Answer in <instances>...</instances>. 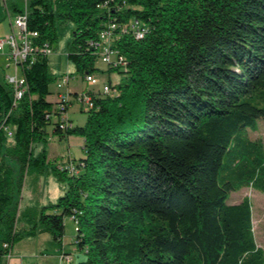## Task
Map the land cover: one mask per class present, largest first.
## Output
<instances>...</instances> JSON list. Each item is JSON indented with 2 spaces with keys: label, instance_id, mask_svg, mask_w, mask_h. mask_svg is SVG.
Listing matches in <instances>:
<instances>
[{
  "label": "trees",
  "instance_id": "trees-1",
  "mask_svg": "<svg viewBox=\"0 0 264 264\" xmlns=\"http://www.w3.org/2000/svg\"><path fill=\"white\" fill-rule=\"evenodd\" d=\"M12 8L39 36L15 108L11 85L0 82V264L25 239L49 234L62 244L66 217L77 227L79 264H264L250 199L228 204L243 190L264 195V143L250 135L264 120V0H28ZM66 24L76 75L98 73L106 32L116 57L107 72L121 74L104 84L109 93H87L82 127L64 120L75 103L48 100L60 79L44 50L53 53ZM50 126L53 136L83 138L84 156L72 160L73 173L51 167L68 185L56 204L21 212L26 176L52 165Z\"/></svg>",
  "mask_w": 264,
  "mask_h": 264
},
{
  "label": "rangeland",
  "instance_id": "rangeland-1",
  "mask_svg": "<svg viewBox=\"0 0 264 264\" xmlns=\"http://www.w3.org/2000/svg\"><path fill=\"white\" fill-rule=\"evenodd\" d=\"M28 0H0V33L8 31L7 37L11 34V23H13L17 17H19V12L15 11L12 7L16 6L19 10H24L26 8ZM9 12L7 11V7ZM73 25L66 24L60 29V39L59 42L54 46L53 53L49 56V67L50 72L59 77H69L73 75L70 80V84L67 87L69 93H89L101 90L103 85L108 82L116 84L121 79V74L119 73H109L107 72V65L103 64L101 61L96 63V67L99 69L98 73L94 75L98 80V86L91 87L85 81L84 77L81 75H76V69L72 62L68 59V51L70 48V43L72 41ZM2 37L5 39L7 37ZM0 39V40H1ZM5 55L0 52V60L3 61V65L6 64L5 59L2 57ZM2 64V62H0ZM4 71L0 70V78L4 81V77H16V72L14 66L6 69ZM22 77V73L19 72L18 75ZM58 83V82H57ZM57 83L50 87L52 92L58 90ZM60 92V91H59ZM59 94V93H58ZM49 101L55 102V94L49 96ZM88 109L84 108L87 112ZM81 110V107L74 104L71 106L69 116L74 123V126L82 127L87 121V113ZM49 141L46 146L48 159L52 165L45 171L42 175L30 174L26 176L22 193L19 197L20 211L24 212L26 210L34 211L36 208H42L50 204H56L58 200L63 197L67 190V183L61 181L58 176H56L51 167L55 164H62V167L71 160H79L84 156V152L81 148L83 138L81 137H69L60 138L58 136L52 135V127H48ZM250 135L252 139H260L264 143V120H259L256 132L250 130ZM43 145H37L35 147V154L37 155L42 149ZM5 155V151H4ZM9 163L15 165L10 159ZM244 198H249L252 203L253 217H254V229L256 241L259 247L264 249V195L256 190L247 189L241 192L232 193L229 197L228 204L240 203ZM65 225V237L62 244H57L54 242L49 234L40 235L36 238L25 239L21 242L15 244L13 248V256L25 257L27 262L33 263L37 261L38 264H79L84 259V254L78 251V246L76 245L77 227L71 218L66 217L64 219ZM70 255L73 258L72 263H67L66 260L62 259V255Z\"/></svg>",
  "mask_w": 264,
  "mask_h": 264
},
{
  "label": "built area",
  "instance_id": "built-area-1",
  "mask_svg": "<svg viewBox=\"0 0 264 264\" xmlns=\"http://www.w3.org/2000/svg\"><path fill=\"white\" fill-rule=\"evenodd\" d=\"M115 25L111 26V30H114ZM133 30H136V27H132ZM138 37H142V32H137ZM37 32H32L28 30L27 26V13L20 14L19 17L12 23V32L5 38L0 40V52L5 54L9 63L14 66L16 77H8L7 83L11 85L14 92V104L13 108L23 99L25 87H26V78L24 74L25 68L29 67L31 62H34L35 55L38 54V48L35 46V39L38 38ZM111 36L108 32L102 35V44L100 48V60L103 64L109 66L116 62V57L114 52L110 49ZM44 52L47 55H51V52L46 48ZM19 72L22 73L20 78ZM70 76L61 78L57 83V88L60 91L58 94V101L62 109L65 108V104L73 102L79 107L89 109L92 106L91 96L87 93H76V97L73 96V93H69L67 87L70 84ZM85 81L89 86L94 87L98 86V80L94 75H88L85 77ZM103 92L109 93V87L107 85L103 86ZM64 120H67V116L64 117ZM8 137H13V131L6 128ZM62 166V165H61ZM62 169L67 170L70 173L75 171L74 164L72 160L70 163H67ZM73 221V219H72ZM74 222V221H73ZM5 249H8V245H4ZM12 254L10 253L6 260H11ZM62 259L66 260L67 263H72L73 258L70 255L63 254Z\"/></svg>",
  "mask_w": 264,
  "mask_h": 264
},
{
  "label": "crops",
  "instance_id": "crops-1",
  "mask_svg": "<svg viewBox=\"0 0 264 264\" xmlns=\"http://www.w3.org/2000/svg\"><path fill=\"white\" fill-rule=\"evenodd\" d=\"M7 8V11L9 12V8H8V6L6 7ZM11 32H12V23H11V30H10ZM7 33H8V31H5V32H1L0 33V39L2 38V37H5L6 35H7ZM7 37V36H6ZM2 57L5 59V61H6V64L5 65H3V61H1L0 60V62H2V64L0 63V70L1 71H4L5 69L4 68H6V69H8V68H10L12 65L9 63V61H8V59H7V57L5 56V55H2ZM0 82H6L7 83V76L6 77H4V81H2L1 80V78H0ZM53 94H55L56 95V98H57V94L59 93V90H57L56 92H52ZM49 100V99H48ZM51 102V101H50ZM54 103V102H53ZM71 109V108H70ZM69 112H70V110H69ZM69 112H68V114H67V119L68 120H71V118H70V116H69ZM72 121V120H71ZM72 123H73V121H72ZM73 126H74V123L72 124ZM10 130H12L11 128H10ZM84 144H85V141H84V139H83V142H82V145H81V148H82V150H83V146H84ZM0 160H1V157H0ZM13 163H14V161H13ZM15 164V163H14ZM65 254H69V253H65ZM27 256H25V257H14L13 256V250H12V256H11V260H9V261H7V263L6 264H38V262L37 261H34L33 263H29V262H27V259L28 258H26Z\"/></svg>",
  "mask_w": 264,
  "mask_h": 264
}]
</instances>
